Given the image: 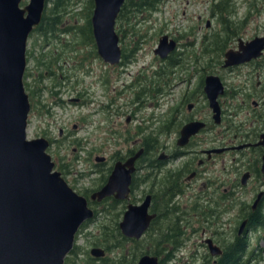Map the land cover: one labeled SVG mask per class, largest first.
<instances>
[{
    "label": "rangeland",
    "instance_id": "374dc122",
    "mask_svg": "<svg viewBox=\"0 0 264 264\" xmlns=\"http://www.w3.org/2000/svg\"><path fill=\"white\" fill-rule=\"evenodd\" d=\"M28 0H20L21 4L26 3ZM85 0H79V5H76L72 11H79ZM196 1V2H195ZM163 0L158 5L156 10L149 13L147 17H143L142 14L138 15V19H135L131 26V21L124 22L119 21L116 17L114 27L118 35V43L120 48L123 46L126 53H131V59L126 63H117L111 65L108 62H104L98 55L91 53L88 46L76 45V49H71V43L74 40H70L72 33L65 34L60 33L59 39L52 37L42 38L38 33L33 32L29 34L26 39V76L24 81L28 83V87L36 89V86L40 85L43 89L40 91L39 96L30 101L31 106L27 117V126L25 130V136L28 138H36L38 136L46 135L49 140L47 152L50 154V158L54 161L56 167L57 162L74 161V166L70 173H62L65 181L76 191L82 189H88L89 187H96L97 171L91 172L95 169L92 166L95 163V157L98 155H109L115 148H127L136 145V141L139 139L141 133L137 131V126H144L142 133L147 130H154L161 120L165 119L170 109L177 107L175 118L181 119V124L190 118L203 119L206 125L203 130L197 133L194 137L195 140L199 139L202 142V138L212 139L217 132L222 131L224 124L229 122L230 117L227 116V112H234L236 109L235 103L239 101V93L235 97L229 98V96L221 97L223 101L224 114L221 124L213 122L210 116V109L206 105L205 96L194 91L196 81L198 77L187 76L185 71H176L177 76L171 79L172 88L168 89V92H164L163 96L147 95L146 93L139 96L134 100V91L137 88H141V84L131 85L135 79L140 78L143 73L149 74L152 68L156 67L160 62L156 54H154L152 47L156 44L159 35L162 33L178 35L182 28H187L191 21H196L198 14L201 15L200 21L203 22L204 17L207 14L208 0ZM234 7L237 10L235 17H242L243 14L249 10L253 15L257 16V19L264 21V0H233ZM70 11L64 14V21L61 26H67L72 23H80L81 17L70 16ZM80 14V13H79ZM78 14V16H79ZM120 27V31L118 30ZM132 29L135 31L133 33ZM58 33V31L56 32ZM56 38V36H55ZM133 47V48H132ZM89 48V49H88ZM179 49V46H176ZM55 51L63 54V60L54 63L51 69H53L55 76L59 80L61 74L70 76L68 84L62 83L58 87L51 86L53 82H56L55 76L44 77L41 82H35L34 76L40 71L39 65H36L35 59L41 54L46 52ZM90 51V53H89ZM94 51L95 42H94ZM97 53V51H96ZM127 59V58H126ZM62 64V65H60ZM24 71V72H25ZM188 71V70H187ZM224 82L225 88H236V84L240 83L241 75L226 73L222 71H213ZM239 74V73H237ZM187 78V79H185ZM184 79V80H182ZM249 84L253 85L254 79L251 77ZM38 83V85H37ZM57 83V82H56ZM71 83L73 85L71 86ZM130 84V85H129ZM53 87L57 90V93L50 94L49 88ZM188 88V89H186ZM92 92V93H91ZM91 93V95H89ZM154 93V92H153ZM183 93L192 95L187 101L181 103ZM80 97L82 102L74 101L72 97ZM57 98L65 100L60 105L55 103ZM38 99V101L36 100ZM37 101V102H36ZM36 102V104H35ZM191 103V107L187 109L186 104ZM243 109V108H242ZM241 109V110H242ZM240 110V112H242ZM129 116L128 121L125 120ZM111 117L113 123L111 126L107 123V132L102 131L100 126L95 128L96 121H102L103 118ZM105 121L100 124L103 125ZM110 126V129H109ZM155 126V127H154ZM95 128V129H94ZM62 130V132H61ZM116 130L117 132H114ZM113 131V135L111 134ZM61 132V136H60ZM178 131H171L158 134L159 139L163 143L173 141L177 136ZM44 133V134H43ZM80 138V139H79ZM77 139L79 144H76ZM60 140V141H58ZM51 141V142H50ZM77 157V159H76ZM220 157H222L221 163ZM181 159L177 163L180 162ZM203 166H208L210 172L208 175L212 177L216 183L217 180L224 178L233 179V176L239 177L240 172L243 171L241 162H234L231 159L230 153H225L220 156H214L212 161L205 162ZM103 167V166H102ZM201 167V166H200ZM201 167L200 169L203 170ZM98 168H96L97 170ZM85 173L83 174H78ZM202 175H198L192 178L188 189L181 192L178 195L183 209L190 207L195 201V189L199 183L198 178H202ZM255 181V182H254ZM248 180L244 185L239 184L238 187H234L236 190L235 197L230 198L229 206L224 209V201H220L219 205L216 202L211 206L216 209L212 212V215H208L206 221L200 222L199 217L196 215H190L185 212V221H182L181 229L183 230V237L181 246L174 251V255L171 259V263L176 264H200V254L206 252L207 249L197 248L200 254L194 255L196 245L190 243V239L186 238V235H191L192 229L195 225L194 238L198 241L200 238L199 231L207 224H215V227H222L225 229L222 234L225 237H229L232 233L231 228L236 224L239 216V203L238 201H244L247 204L251 202L253 196L251 193L256 190L258 184L257 180ZM193 184V185H192ZM194 188H193V187ZM218 189H221L219 187ZM183 193V194H182ZM141 194L135 192L132 201ZM201 196V195H200ZM181 197V199H180ZM199 197V196H198ZM216 199H218L216 197ZM228 200V199H227ZM228 203V201L226 202ZM197 211H199L197 209ZM195 212V211H193ZM198 213V212H195ZM97 216L88 223L79 228L75 236V246L78 250L77 256L84 255L85 250H89L93 245L90 241L93 239L91 233L99 235L101 225H108L112 222V214H108L107 209H99ZM121 216V215H120ZM118 216V219L120 218ZM210 216V217H209ZM206 229V228H205ZM204 229V230H205ZM220 229V228H219ZM259 230L248 231L249 236V248L258 246V252L262 256V260L251 261V264H264V235L256 240ZM222 236V237H223ZM95 238V237H94ZM145 244V243H144ZM151 244V243H149ZM148 244V245H149ZM146 245V246H148ZM144 246V245H143ZM257 251V248L254 249ZM112 251H106L105 254L111 255ZM69 253V252H68ZM67 253V254H68ZM66 254V255H67ZM113 254V253H112ZM190 259L191 263H187L185 259Z\"/></svg>",
    "mask_w": 264,
    "mask_h": 264
},
{
    "label": "water",
    "instance_id": "95a60500",
    "mask_svg": "<svg viewBox=\"0 0 264 264\" xmlns=\"http://www.w3.org/2000/svg\"><path fill=\"white\" fill-rule=\"evenodd\" d=\"M19 2L0 0V264H63L78 225L92 216V209L86 198L68 185L59 170H52L54 163L45 150L47 139L44 136H25L30 108L22 78L26 67V39L33 26L40 21L44 0H28L21 6ZM122 2L92 0L90 26L96 51L104 62L110 64H117L121 57L114 23ZM174 45L175 40L162 33L152 49L163 58L174 49ZM244 46V52L226 51L223 65L256 57L264 47L263 37L255 36ZM203 82L211 116L219 122L221 116L217 96L223 94V82L214 73L206 74ZM187 106L189 108L190 103ZM203 125L204 121L197 119L184 122L179 127L177 144L186 143L188 137ZM260 137V142L264 144V132ZM3 140L10 146L1 148ZM138 152L140 150L124 162L130 169L123 173L122 192L115 194L116 197L122 198L128 191L129 172L133 170L132 162ZM261 161L260 172L264 174V152ZM113 170L107 181L91 193V198L99 200L115 191L110 183ZM247 177L248 173L243 172L241 183H245ZM261 193H257L252 206ZM149 202V195H146L141 203L127 204L118 222L123 235L139 237L147 228L153 216L147 212ZM243 225L244 220L237 232ZM206 241L209 252L217 254L219 246L212 244L210 239ZM90 252L101 256L103 249L92 247ZM157 261L156 255L144 253L133 264H157Z\"/></svg>",
    "mask_w": 264,
    "mask_h": 264
},
{
    "label": "flooded vegetation",
    "instance_id": "af4514ba",
    "mask_svg": "<svg viewBox=\"0 0 264 264\" xmlns=\"http://www.w3.org/2000/svg\"><path fill=\"white\" fill-rule=\"evenodd\" d=\"M217 1L219 0H208V12L204 17L203 22L200 21L201 15L198 14L196 21H191V25H189L187 28H182V31H180L178 35H167L172 37L173 39L175 38L176 43L179 46V50L181 52L180 59H182L185 68H187L181 71L187 72V76H196L199 79V76L202 75L203 82L204 76L206 74L212 73L213 71L223 70L227 74L236 73V75H241L240 83L235 85L238 87L234 89L229 88L227 90L231 92H234L235 90L234 97L239 93V101L238 103H235L236 110L234 112H227V116L230 117V115L232 114L234 115V117H230L229 122H227V124H224V128L222 129V131L217 132L219 133L218 135L215 134L214 136H212V139H209L207 137L202 138V142L199 139L195 140L194 137H196L197 134L191 135L190 138H188L187 142L184 144H177V141L175 140L176 138L174 139V143L173 141L169 142L167 139L165 140L167 143H163L159 139V137H157L161 145L155 147L154 152L150 153L151 159L155 160L156 167L152 168L148 166V163L146 161L148 157L147 154L144 155L145 160L141 163L137 162V158H135L132 162L133 170L129 174L130 180L128 183V192L126 194V197L117 198L115 195L116 191L108 196L112 197L115 202H117L118 207H125L129 202H140V200L146 195L150 196L152 192L150 191L151 187L153 188L157 186V182H159L160 178H162V174H164L166 171L175 172L180 166H182L183 162L186 164V167L184 169L181 168L178 175H175L173 173L174 178L172 179V181L178 183L181 188L180 192L175 193L171 199L174 202L171 204L177 206L178 211H181L182 209V211H184V214L185 212H188V214L190 215L194 214L198 216L200 222L203 223V221H206L208 215H212V212L214 210L216 212V209L211 206L213 203L216 202V205H219L220 201H224V209L229 206L230 198L236 196V190L234 189V187H238V182L239 184L244 185L241 183V175L243 174V172L248 173L246 182L252 179L253 181L257 180L258 184L256 190L251 193V196L253 197L251 199V202L248 203L249 208H254L259 203L258 200V202L254 206H252L251 204L256 198L257 192L263 190L264 185V174L260 172L262 154L264 152V144L260 142L261 133L264 132V47L261 48L259 54H257L256 57L246 59L245 61L233 63L231 65H223V61L226 51H231L232 53L237 50L240 51V48L244 46L246 41L255 38V36H262L264 41V21L258 20L257 16L253 15L252 11L249 10H247L242 17H235L237 15V10L234 7V2L232 5L231 13L227 15V22L225 20H219L218 8H213L214 3ZM213 41H218L217 47L207 49L206 44H209ZM166 56H164L163 58H165ZM187 60L189 62H187ZM214 60H217L218 62L211 63L209 66L213 71H205L204 61L210 62ZM251 77L254 79L253 85L249 84V79ZM198 79L196 81L195 87H193L194 91L198 90ZM131 85L134 86L132 82ZM171 85L172 83L170 82L168 89L172 88ZM202 87L203 83L201 84L202 93L200 94H202L203 97L205 96L206 105H208L206 93L203 92ZM225 92L223 91V94L217 96V102L220 106L221 116L220 121L217 122V124H221L222 118L224 117L223 114L225 110L224 108H222L223 101L221 100V97L223 98L226 95L229 96L228 92ZM91 93L89 95H91ZM183 94L184 96L187 95L186 93ZM79 98L80 97L78 96L72 97L75 102L79 101ZM229 98L232 97L229 96ZM187 105L188 104H186V106ZM240 110L242 112H240ZM128 117L129 116H127L125 120L128 121ZM189 119L198 118H190L189 116ZM211 119H213L212 116ZM102 121H105L103 125L100 124ZM102 121H96L95 128H98L100 126V128H102V131L108 133L107 123H109V125L111 126L113 120H111V117H108L107 119L103 118ZM205 125L206 122L204 123V126L201 127L202 130L204 129ZM143 128L144 126H137L138 131L141 133L139 136L141 137H139V139L136 141V145L138 146L135 147V150L140 147L139 149L141 153L144 149V145L140 143L143 135L141 130H143ZM113 131L117 132L116 130ZM113 131H111L112 135ZM130 148L131 147L115 148L114 150H112V152L109 153V155H98L97 161L93 163L92 166H95L98 169L102 166L108 167L106 175L107 177L114 169V165L117 162L122 163L132 156V154L128 153ZM214 148L221 149L219 151H213L212 149ZM225 153H230L231 159L234 160V162H241L243 171L240 172L241 174L239 175V177L233 176L232 180L229 177L226 178V180L222 178L221 180H217V182L215 183L212 177L208 175L210 173L208 172L210 171L208 166H205L204 168L203 166L206 164V161H212V159H214V156H220ZM179 159L181 160L179 163H177ZM219 161L223 163L222 157H220ZM200 166L203 168V170L200 169ZM123 167L127 168L128 166L123 165ZM96 168L91 171L94 173L97 171L96 177H98L100 172L98 169L96 170ZM139 174H141L142 181L140 182V184L138 183L137 186L132 187L134 177H138ZM153 174L155 175L156 179L155 177H153ZM198 175H202V178H198L199 183L197 185V188L195 189V194L197 196H195V201H193L192 206L186 207L187 211H185L181 204L182 201L179 200L178 195L181 192L184 193L186 189L189 191L188 188L190 186L188 185L190 181L192 180V178H195ZM105 181L106 180L100 182L99 186H101ZM219 187H221V189H218ZM135 192H139L141 196H139V199L137 197L135 201H132ZM221 192L227 193L228 195L230 194V196L225 199H216V196H219ZM149 201L150 202L148 204L147 211L153 214V216L151 217V219H153L156 216V213L152 209V207L154 206L151 205L153 201L151 197ZM227 201L228 203H226ZM197 209L199 211H197ZM193 211L198 213H195ZM117 214L118 216L121 215L122 217V214L120 212ZM179 214L180 212H178V215ZM242 219L245 220L246 217L244 215H240L239 220L242 221ZM215 226V224H206L204 228H201V230L199 231L200 238L198 241L194 240L197 235L194 232L195 228L191 227L193 232H191L190 236L186 235V238L190 239L189 241L192 245H196V248L193 252L194 255L200 254L197 249L199 247L203 250L207 249V252L209 253L208 245L205 241L207 237L211 239L212 243L221 247L220 242L221 238L225 237L222 235L225 229H222V227L220 226L218 228ZM204 253L202 252V255L200 254V264H204ZM209 256L211 257L210 262L215 263V257H212L210 253ZM185 261L187 263H191L190 259L187 260L186 258Z\"/></svg>",
    "mask_w": 264,
    "mask_h": 264
},
{
    "label": "trees",
    "instance_id": "16d2710c",
    "mask_svg": "<svg viewBox=\"0 0 264 264\" xmlns=\"http://www.w3.org/2000/svg\"><path fill=\"white\" fill-rule=\"evenodd\" d=\"M163 0H123V4L121 5L119 11L117 12V18L119 21L129 22L131 21V26L134 28L133 24L135 19H138V15L142 14L143 17H147L149 13L153 10H156L158 5ZM250 2V0H249ZM79 0H44V9L42 11L40 21L38 24L34 25L31 29L30 34L33 32L38 33L42 38L45 37H52L54 39H59V31L61 33H72L70 36L71 49H76V45L80 46H88L91 53H95L94 51V40L92 36V28L90 26V15L92 11V0H85L82 4V7L79 11H72V9L79 5ZM233 0H219L214 3L213 8H218L219 20H225L227 22V15L232 11ZM264 5V4H263ZM231 9H230V7ZM70 13V16L81 17L80 23H72L68 24L67 26H61L64 21V14ZM80 13V14H79ZM79 14V16H78ZM120 31V27H118ZM58 31V33H56ZM133 33L135 31L132 29ZM56 36V38H55ZM218 41H213L211 43L206 44V48H216ZM133 48V47H132ZM125 48L122 46L121 50V57L120 63H126L128 60L131 59L132 54L126 53ZM89 51V53H90ZM180 50L174 49L170 52L165 58L160 60L156 67L150 70L149 74L143 73L140 78L135 79L132 84H141V88H137L134 91V100L138 99V97L144 93L151 96H163L164 92H168V88L170 85V81L174 76H177L176 71H181L183 69H187L184 66V62L180 59ZM26 54V52H25ZM28 54V53H27ZM26 54V59H27ZM63 54L59 53L58 51H50L46 52V54H41L40 56L36 57L35 63L42 68L35 74L34 81L41 82L44 77L52 76L54 77V71L51 69L54 63H58L64 59L62 56ZM30 56V54H28ZM127 58V59H126ZM187 62H189L187 60ZM218 62L217 60L206 62L204 61V70L205 71H213L210 66L211 63ZM62 65V64H60ZM206 73V72H205ZM26 71L23 74V78L26 76ZM56 77V76H55ZM202 75L199 76V84L197 85V92L200 94L202 93L201 84L202 82ZM70 76L68 74L59 76V80L57 77L55 78L56 82H53L51 86L58 87L60 84L64 83L68 84ZM68 81V82H67ZM37 83V85H38ZM24 89L27 90L29 100L31 101L33 97H37L40 94V91L43 89L40 85L30 88L28 87V83L25 81L23 82ZM73 83H71V86ZM50 94L57 93V90L53 87H48ZM228 89H224V92H228L230 97H234V92L227 91ZM154 92V93H153ZM225 92V93H226ZM139 95V96H138ZM192 95L184 96L181 99V103L187 101ZM38 101V99H36ZM36 101V102H37ZM65 100L61 98H57L55 103L58 105ZM82 102V99H80ZM32 102V101H31ZM35 102V104H36ZM177 112V107H173L168 112V115L165 119L161 120L160 124L154 128V130H147L142 135V140L140 141L141 144L144 145L143 152H138V155L135 157L137 158V162L141 163L145 160L144 155L147 154V163L148 166L154 168L155 160L151 159V152H154L155 147L161 145L159 140L157 139L158 134L171 132L173 130L178 131V127L181 125V119L175 118L174 115ZM155 127V126H154ZM138 131V129H137ZM139 132V131H138ZM60 141V140H58ZM51 142V141H50ZM76 144H79V140L77 139ZM135 146H132L129 149L130 154L135 153L136 151L140 150L137 148L135 150ZM77 159V157H76ZM61 161V160H60ZM57 162V169L61 171V173H69L73 166L74 161L71 159L70 161ZM186 164L183 162L182 166H180L175 172L173 171H166L162 174V178L160 181L157 182L156 187H151V194L150 197L153 200L152 204L154 207L152 209L156 213V216L153 219L149 220V225L146 228L144 234L141 238H130L122 236L117 225L118 221V214L123 211V207H118L117 202L112 197H101L98 201L95 199H89L88 195L93 189L99 188L100 182L106 180L107 169L108 167H99V176L96 177V187H89L87 190L82 189L79 191L82 195H84L88 199L89 205L93 208V216L88 218V220L83 221L79 228L85 226L88 221L92 220L97 216V212L99 209H107L108 214H112V222L108 225H101L99 230V235H95L91 233L93 236L90 243L98 248H103L105 251H112L111 255L103 254L101 256L95 257L89 253V251L85 250L84 255L77 256L78 250H76L75 244H73L72 248L69 250L70 252L65 256L63 263L64 264H131L137 260V256L141 253H152L157 256L158 261L157 264H176L174 262H170L174 251L177 250L182 243V221H185L186 217L184 211H178V207L172 205L174 203L171 199L173 195L177 192H180L181 188L180 185L176 182H173L172 179L173 173L175 175L179 174V170L181 168H185ZM86 175L85 173H80ZM153 177L155 175L153 174ZM156 179V177H155ZM142 181L141 174L138 177H134L133 179V186H137L138 183ZM154 184V183H152ZM264 184V183H263ZM78 192V191H77ZM228 195L227 193H222L219 196H216L218 199H225ZM239 203V216L244 215L246 219L244 220V225L240 229L239 232L238 228L240 226L241 220L238 219L237 224L231 228V234L229 237L221 238V247L217 254H212V257H215V263L210 262L209 253L206 251L203 256H205L204 264H251V261H260L262 258L261 254L258 252V246H253V248H249V236L247 234L248 231L252 230H259V234L256 236V240L259 237L264 235V185L262 193L259 197V203L253 208H249L248 204L244 201H238ZM101 205V206H99ZM99 206V207H98ZM120 208V209H119ZM122 208V209H121ZM178 212L180 214L178 215ZM95 237V238H94ZM145 243V244H144ZM151 243V244H149ZM149 244V245H148ZM144 245V246H143ZM148 245V246H146ZM257 248V251L254 249ZM173 252V253H172ZM113 253V254H112ZM262 260V259H261Z\"/></svg>",
    "mask_w": 264,
    "mask_h": 264
},
{
    "label": "bare ground",
    "instance_id": "6f19581e",
    "mask_svg": "<svg viewBox=\"0 0 264 264\" xmlns=\"http://www.w3.org/2000/svg\"><path fill=\"white\" fill-rule=\"evenodd\" d=\"M248 49V48H247ZM245 50V46H242L240 48V51L241 52H244ZM4 134V133H3ZM6 134V132H5ZM14 134V133H13ZM2 135V134H1ZM6 136V135H5ZM5 136H2L3 139L4 138H7ZM10 136V135H9ZM10 139V138H9ZM2 143V142H1ZM3 143H4V140H3ZM2 143V144H3ZM8 143V142H7ZM5 146H10L9 144H6L4 143V145L1 147V148H4ZM7 148V147H6ZM9 150V149H8ZM4 152V151H3ZM126 166H128V163L126 162L125 163ZM130 169V166H128V168H125L123 167L122 164H115V169L113 170L112 172V176L110 177V183L113 185V190L116 191V194H120L122 192V178H123V173L126 171V170H129ZM124 179V178H123Z\"/></svg>",
    "mask_w": 264,
    "mask_h": 264
}]
</instances>
